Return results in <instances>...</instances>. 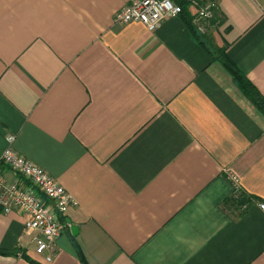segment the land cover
I'll list each match as a JSON object with an SVG mask.
<instances>
[{
    "label": "crops",
    "instance_id": "crops-1",
    "mask_svg": "<svg viewBox=\"0 0 264 264\" xmlns=\"http://www.w3.org/2000/svg\"><path fill=\"white\" fill-rule=\"evenodd\" d=\"M209 1L151 32L113 22L133 0H0V155L78 202L42 256L0 209V264H264V114L222 62L264 97V0Z\"/></svg>",
    "mask_w": 264,
    "mask_h": 264
},
{
    "label": "built area",
    "instance_id": "built-area-1",
    "mask_svg": "<svg viewBox=\"0 0 264 264\" xmlns=\"http://www.w3.org/2000/svg\"><path fill=\"white\" fill-rule=\"evenodd\" d=\"M194 9L192 23L204 32L205 25L215 16L216 4L209 0H133L117 12L113 22L126 25L138 22L149 31L158 29L165 20L178 17L183 13L182 3ZM13 138L10 139L12 143ZM2 168H9L18 177L16 183L6 180ZM233 186V196L242 199L239 178L229 174ZM75 198L47 171L24 158L12 148L0 155V209L9 214L20 211L26 216L25 226L29 231L39 233L36 237V253L46 255L52 251L63 225L59 216H65L70 208L77 207ZM259 207L264 211V204ZM51 260V256H46Z\"/></svg>",
    "mask_w": 264,
    "mask_h": 264
},
{
    "label": "trees",
    "instance_id": "trees-1",
    "mask_svg": "<svg viewBox=\"0 0 264 264\" xmlns=\"http://www.w3.org/2000/svg\"><path fill=\"white\" fill-rule=\"evenodd\" d=\"M182 6H183L182 15H184L186 11L188 10V4L183 2ZM190 27L194 30L195 33H198L197 29L192 24ZM222 62L224 66L232 74V76L242 84L247 98L264 114V97L257 90V88L245 79L243 74L236 68V66L225 55L223 56ZM83 264H87V263L86 262L84 263L83 261Z\"/></svg>",
    "mask_w": 264,
    "mask_h": 264
},
{
    "label": "water",
    "instance_id": "water-1",
    "mask_svg": "<svg viewBox=\"0 0 264 264\" xmlns=\"http://www.w3.org/2000/svg\"><path fill=\"white\" fill-rule=\"evenodd\" d=\"M72 231H73V234L76 235V233H77V231H78V228L75 227V226H73V227H72Z\"/></svg>",
    "mask_w": 264,
    "mask_h": 264
}]
</instances>
